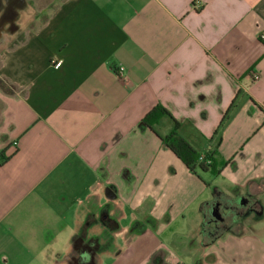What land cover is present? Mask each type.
Returning <instances> with one entry per match:
<instances>
[{"label": "crops", "instance_id": "1", "mask_svg": "<svg viewBox=\"0 0 264 264\" xmlns=\"http://www.w3.org/2000/svg\"><path fill=\"white\" fill-rule=\"evenodd\" d=\"M263 39L264 0H62L38 25L0 28V80L12 85L0 121V264L45 252L63 229L74 238L88 217L103 223L87 237L114 238L104 256L181 264L160 239L134 244L183 217L189 199L200 233L219 200L264 219ZM157 104L218 174L194 173L167 146L170 117L155 131L143 122ZM246 216L233 227L242 237L256 231ZM84 243L71 241L67 260Z\"/></svg>", "mask_w": 264, "mask_h": 264}, {"label": "rangeland", "instance_id": "2", "mask_svg": "<svg viewBox=\"0 0 264 264\" xmlns=\"http://www.w3.org/2000/svg\"><path fill=\"white\" fill-rule=\"evenodd\" d=\"M61 1L28 0L25 4L26 7L16 17L17 24L22 28H26L31 24L38 25L42 23ZM7 90L11 91L12 85L0 80V121L5 103L3 96ZM188 201L185 203L183 217L180 215L177 220L170 223L166 228L162 227L163 230L158 232L159 234H155L157 237L141 236L142 238L137 240L134 245L136 247H149L155 245L160 239L171 248L181 264H264V219L260 218L261 214H257L260 219H254L251 217L250 211L247 213L246 217L249 219L245 223L246 228H253L256 230L254 233L243 237L237 235L233 228L235 224H233L230 230H227L215 241L206 243L207 239L203 237L202 233L196 231L195 227V220L199 219L200 221L199 202L195 200L187 204ZM70 221L68 218L67 223L73 226L74 222ZM63 230H65L63 231L65 235L58 237L53 244L48 246L45 252L40 253V250H38L30 254L23 253L16 259L15 264H65V261L68 262L67 264H71L70 261L74 254L70 255L67 260V247L70 246L71 241L74 243L75 238L70 239L68 228ZM120 240V243L123 244V238ZM103 256L101 253L96 254L95 258L93 257V264L101 258L104 259L103 264H116L118 262L138 264L143 258L139 252L132 260Z\"/></svg>", "mask_w": 264, "mask_h": 264}, {"label": "trees", "instance_id": "3", "mask_svg": "<svg viewBox=\"0 0 264 264\" xmlns=\"http://www.w3.org/2000/svg\"><path fill=\"white\" fill-rule=\"evenodd\" d=\"M234 105H235V100L233 101L230 109L226 112L223 121L228 118L229 113ZM165 116L170 117L174 121L173 129L168 134L162 137L163 141L167 144V146L194 173H198L199 171L203 172V171L211 170L212 172L218 174L220 171L215 167L213 154L211 152H206L205 160H200V156L202 152L196 149V147L186 137H184L181 134L180 129L183 123L175 119L166 107H164L161 104H157L145 115V117L143 118V122L148 127L152 128L155 131V125H157L160 122V120ZM8 159L9 157L5 156L4 151H2L0 153V165L4 164ZM215 192H216V196L220 194V191L217 188H215ZM208 204L209 203H205L204 206L206 205L208 206ZM258 214H261V212H258ZM207 220L208 219H206L203 223V231H202L204 236H206L205 239H207V242L215 240L218 235H220L221 233L227 230H230L232 227L231 225L222 227L215 232L214 227L213 228L210 227ZM101 223L103 222L93 220L90 217H88L84 222V224L80 227V231L78 232V234L75 235L74 241L76 240L79 241L82 239L86 241V243H84L85 245L86 244L89 245V248L83 254H81L82 257L88 258L89 256H91L92 258L93 257L95 258L96 254L106 249H115L114 238L111 235L110 231L107 232V230H105L103 233H101L98 236L96 235V236L87 237L89 229L92 228L94 225ZM109 226H111L112 228L114 226L116 228L117 224L115 225V223L114 224L110 223ZM141 230L144 229L138 228L137 223L134 224V226L132 227L133 232L141 231Z\"/></svg>", "mask_w": 264, "mask_h": 264}, {"label": "flooded vegetation", "instance_id": "4", "mask_svg": "<svg viewBox=\"0 0 264 264\" xmlns=\"http://www.w3.org/2000/svg\"><path fill=\"white\" fill-rule=\"evenodd\" d=\"M28 0H0V28L4 29L5 32H11L17 27L16 17L19 12L22 11L24 7H26V3ZM253 206L248 205L244 208L231 207L227 201L219 200L209 205L207 209V217L208 224L210 227H214V231H218L219 228L232 226L234 223H238L241 215H245L248 211H252ZM102 218L100 217L99 220ZM89 248V245L86 244L84 247V251ZM77 257L76 259L72 258V264L76 262V264H90L92 263V257L89 256L83 257V259ZM83 260V261H82Z\"/></svg>", "mask_w": 264, "mask_h": 264}, {"label": "built area", "instance_id": "5", "mask_svg": "<svg viewBox=\"0 0 264 264\" xmlns=\"http://www.w3.org/2000/svg\"><path fill=\"white\" fill-rule=\"evenodd\" d=\"M60 63H61V61H57L55 65L59 66ZM252 77L254 78V80H256V79H258L260 77V75L257 72L253 71L252 72ZM205 158H206V152H202V154L200 156V160H205Z\"/></svg>", "mask_w": 264, "mask_h": 264}]
</instances>
